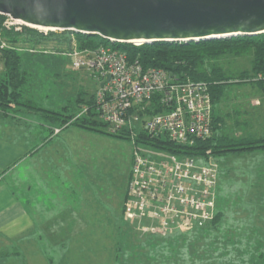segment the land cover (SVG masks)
<instances>
[{
	"label": "rangeland",
	"instance_id": "1",
	"mask_svg": "<svg viewBox=\"0 0 264 264\" xmlns=\"http://www.w3.org/2000/svg\"><path fill=\"white\" fill-rule=\"evenodd\" d=\"M72 41L78 46L76 38ZM49 49H53L52 44ZM22 58L30 72L27 88L32 104L42 110L26 106L20 110L0 109L1 182L11 184L23 201L27 197L26 188L32 186L30 195L38 197L45 209L58 207L52 202L55 196L61 203L69 202L88 214V221L55 223L60 238L48 235L49 224L44 229L37 226L34 236L45 235L39 244H18L21 254L27 257L26 264L31 263L29 260L43 261L45 257L52 259V264H262L264 150L208 155L220 170L216 207L221 219L217 227L211 221L193 231L141 235L135 229L136 222L124 215L135 148L132 139L75 127L76 133L71 137L56 138L62 141L58 155L53 152L44 157L47 146H42V136H49L50 132L42 125L55 120L46 115H51L49 111L79 114L83 107L76 102V95L95 88L97 82L92 72L74 69L73 57L66 54L24 53ZM250 60L251 56L228 57L222 63L228 67V76L238 77L243 69H249ZM2 70L3 64H0ZM251 83L256 84H226L228 94L218 108L244 109L250 100L247 92L256 88ZM66 105L68 110L63 109ZM5 111L16 114L17 123L14 118L11 121L9 116H3ZM245 117L240 115L241 120ZM55 121L61 126L60 120ZM245 127L241 126L243 130ZM225 130L230 134L239 132L227 126ZM9 141L16 148L7 155L5 145ZM37 148L39 151L34 157L25 156ZM205 158L207 155L198 160L204 163ZM48 185H73L74 191L51 194ZM73 228L74 234L70 231ZM116 244L122 246L119 256L112 254L111 245Z\"/></svg>",
	"mask_w": 264,
	"mask_h": 264
},
{
	"label": "built area",
	"instance_id": "2",
	"mask_svg": "<svg viewBox=\"0 0 264 264\" xmlns=\"http://www.w3.org/2000/svg\"><path fill=\"white\" fill-rule=\"evenodd\" d=\"M23 24L10 15L4 22L6 28L15 30H21ZM121 42L109 39L94 49H81L72 41V48L64 54L73 57L74 69L92 72L97 82L96 111L108 130H126L135 143L124 215L136 222L135 229L141 235L205 227L217 215L219 167L209 156L200 163L203 156L170 149L182 150L212 135L210 86L205 81L177 80L163 68H144L139 59H131L128 51L117 45ZM6 46L3 41L1 48ZM247 80L264 87V72ZM155 97L163 110L149 114L147 107ZM87 109L84 106L81 112ZM142 132L155 144L138 140Z\"/></svg>",
	"mask_w": 264,
	"mask_h": 264
},
{
	"label": "trees",
	"instance_id": "3",
	"mask_svg": "<svg viewBox=\"0 0 264 264\" xmlns=\"http://www.w3.org/2000/svg\"><path fill=\"white\" fill-rule=\"evenodd\" d=\"M7 18L8 15L0 13V64H3V70L0 72V109L3 111L12 104L19 107L18 110L21 109V106L42 110L41 107L32 104L33 98L27 88L30 72L24 64L22 54H64L72 48L73 37L76 38L78 48L81 49H94L109 43V39L99 34L73 30H48L45 33L26 24L22 25L21 30H15L14 27L8 29L4 26ZM3 41L7 46L1 48ZM50 44L53 46L52 50L49 49ZM117 45L127 50L131 59H139L144 68L166 69L177 80L207 82L210 86L213 106L224 96L226 84L254 82L247 79L253 74L264 72V32L256 35H238L192 42L155 41L152 43L143 42L137 46L132 42L124 41ZM241 56H251V66L249 69H243L238 77L228 76V67L222 63V59ZM76 102L83 105L79 98H76ZM87 105L88 109L84 113L65 114L60 111H49L51 115L47 114L46 116L60 120L61 126L74 125L84 130L131 139L130 133L126 130L115 133L108 130V124L101 119L99 112L96 111L94 95L91 96ZM68 107L66 105L65 109L68 110ZM161 110L163 108L155 97L147 107V112L152 114ZM139 136L142 139L138 138V140L155 144L153 138L147 133L142 132ZM256 149L264 150V137H236L224 133L213 114L211 136L198 140L194 145L183 147L182 150L177 148L170 150L191 156H208ZM220 219V215L217 214L211 225L217 227ZM111 246L112 254L118 253L119 256L122 246L118 244ZM262 264H264V253L262 254Z\"/></svg>",
	"mask_w": 264,
	"mask_h": 264
},
{
	"label": "water",
	"instance_id": "4",
	"mask_svg": "<svg viewBox=\"0 0 264 264\" xmlns=\"http://www.w3.org/2000/svg\"><path fill=\"white\" fill-rule=\"evenodd\" d=\"M31 27L116 41H200L264 32V0H0Z\"/></svg>",
	"mask_w": 264,
	"mask_h": 264
},
{
	"label": "crops",
	"instance_id": "5",
	"mask_svg": "<svg viewBox=\"0 0 264 264\" xmlns=\"http://www.w3.org/2000/svg\"><path fill=\"white\" fill-rule=\"evenodd\" d=\"M256 86L252 87L250 92H247L250 96V100H248V105L244 109L234 108L232 110H222L218 108V104L225 100L228 92L225 90V94L222 99L213 106V114L217 120L220 129L231 136L236 137H264V87L261 83H251ZM97 89V84L95 88L89 91H79L76 95V98H79L82 107L88 106L91 96L95 94ZM11 108L18 110L14 104L10 106ZM65 109V106L63 107ZM6 110V109H5ZM245 114L244 120L240 119V115ZM3 116L10 117L11 121L15 120L17 123L18 116L10 115L8 112H2ZM50 121V120H49ZM12 123V122H11ZM246 126L245 130L241 128V126ZM45 129H48L50 134L49 136H42L43 145L47 146V152L44 153V157L49 154L56 153V155L60 152V144L62 141L56 138H60L63 136L64 139L66 137H71L75 131L74 125H65L60 126L56 123L55 120L48 122V124L42 125ZM231 127L234 130L238 131V134H230L225 130V127ZM60 128L59 132H56V129ZM79 128V127H77ZM81 129V128H79ZM263 133L260 136H256L257 132ZM256 134V135H255ZM5 143H8V140L5 139ZM2 144L3 141L0 139V153H2ZM16 145L9 141V145H5L6 154H11L13 150H15ZM39 148L35 150L28 151L25 156L34 157ZM24 156V157H25ZM74 167V163H72ZM220 175V170H219ZM0 178V264H26L27 257L18 249V244H39L41 239L45 235H41L38 233V236H34V232L37 230V226L42 227L44 229L47 224H49L50 228L48 229L49 234H52L53 238H60L57 230L55 229V223L58 222H79V221H88V214L85 211H81V209H75L73 205H70L69 202L61 203L60 200L56 199L55 196L52 198V202L55 205H58L57 208L53 210L45 209V205H40L38 201V197L34 198V195H30V191L33 189L32 186L27 187L26 193V201H23L19 198L18 194L14 190V187L10 184H4L1 182ZM219 182V181H218ZM50 192L49 193H57L60 194L61 190L65 193L69 191V193L74 191L73 185L69 187H59L57 185H48ZM65 203V204H64ZM217 212V207H216ZM86 216V218L81 219L80 216ZM54 223V224H53ZM54 225V226H53ZM85 227H87L85 225ZM87 229V228H86ZM75 228L70 231L75 233ZM82 230V229H79ZM83 231V230H82ZM71 234V235H72ZM36 238L38 240H36ZM52 259L44 258L43 261L38 260V262L33 263L29 260L30 264H52Z\"/></svg>",
	"mask_w": 264,
	"mask_h": 264
},
{
	"label": "bare ground",
	"instance_id": "6",
	"mask_svg": "<svg viewBox=\"0 0 264 264\" xmlns=\"http://www.w3.org/2000/svg\"><path fill=\"white\" fill-rule=\"evenodd\" d=\"M18 21H20V20H18ZM34 27H35V26H34ZM36 28H38V29H40V30H42V31H47V30H49V28L38 27V26H36Z\"/></svg>",
	"mask_w": 264,
	"mask_h": 264
}]
</instances>
